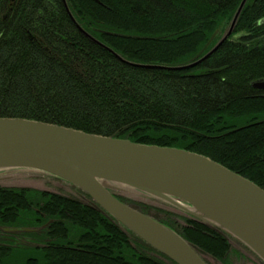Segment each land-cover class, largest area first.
<instances>
[{
    "label": "trees",
    "instance_id": "16d2710c",
    "mask_svg": "<svg viewBox=\"0 0 264 264\" xmlns=\"http://www.w3.org/2000/svg\"><path fill=\"white\" fill-rule=\"evenodd\" d=\"M100 1L66 0L75 22L64 0H0V117L198 152L264 189V90L252 86L264 80V0H247L230 38L185 71L133 66L116 53L182 64L213 47L242 0ZM0 191L7 224L54 219L42 231L47 246L24 252L22 264H176L92 204L49 191ZM115 195L151 215L149 206ZM153 217L225 261L231 244L221 232L189 216L181 226Z\"/></svg>",
    "mask_w": 264,
    "mask_h": 264
},
{
    "label": "water",
    "instance_id": "95a60500",
    "mask_svg": "<svg viewBox=\"0 0 264 264\" xmlns=\"http://www.w3.org/2000/svg\"><path fill=\"white\" fill-rule=\"evenodd\" d=\"M246 2L242 0L230 28L203 59L231 36ZM255 86L264 89V81ZM9 169L36 170L68 182L87 194L96 209L176 264L208 263L205 251L120 200L113 186L136 189L172 204L228 238H236L264 262V189L198 152L34 119L0 117V171Z\"/></svg>",
    "mask_w": 264,
    "mask_h": 264
},
{
    "label": "rangeland",
    "instance_id": "374dc122",
    "mask_svg": "<svg viewBox=\"0 0 264 264\" xmlns=\"http://www.w3.org/2000/svg\"><path fill=\"white\" fill-rule=\"evenodd\" d=\"M223 33L224 32L222 31L220 35ZM237 37L238 36L235 35L233 36V39H236ZM0 188H27L32 190L49 191L62 196L75 198L84 203L92 204L91 199L75 186L50 174L31 169L1 170ZM112 190L119 196H122L130 201L143 203L149 206L151 208V215L157 216L159 219H165L168 217L177 225L181 226L185 224V219L188 217L184 211L172 204L147 195L142 191L122 186H113ZM6 204V199H0V239L1 242L6 244L0 245V264H22V261L24 260V252L27 253L25 254L26 256L28 254H32V250L37 248L42 249L47 246L45 244L46 238H44V232L42 231L51 222H53L54 219L50 218L42 225L32 224L33 226L7 224L2 216L4 211L6 213ZM17 209L19 210L18 207ZM18 210H16V212H18ZM26 216L29 220L34 222L37 221V218L39 217H33L29 213H27ZM21 218L22 216L18 217V220L22 221ZM13 228L17 229L14 230ZM75 239V234H73L72 237H70V240L75 241ZM134 240L136 243H140L135 238ZM229 240L231 248L227 256H225V261L214 258L209 254H204V260L208 264H264V262L252 250L236 238L229 237ZM71 247L76 248L75 245H71ZM7 253L10 255L6 256Z\"/></svg>",
    "mask_w": 264,
    "mask_h": 264
},
{
    "label": "bare ground",
    "instance_id": "6f19581e",
    "mask_svg": "<svg viewBox=\"0 0 264 264\" xmlns=\"http://www.w3.org/2000/svg\"><path fill=\"white\" fill-rule=\"evenodd\" d=\"M66 1V0H65ZM93 1H96V2H98L99 4H102V2L100 1V0H93ZM242 2V1H241ZM241 2H240V4H241ZM67 3V2H66ZM240 4H239V6H240ZM239 6H238V8H239ZM67 7H68V5H67ZM66 7V8H67ZM68 9H69V7H68ZM69 11H70V9H69ZM74 21H75V19H74ZM76 22V21H75ZM231 23L232 22H230V24H229V26L227 27V28H225L226 30L224 31V33L221 35V37H220V39L224 36V34L228 31V29L230 28V26H231ZM236 25H237V23H236ZM236 25H235V27H236ZM235 27H234V29H235ZM83 29V28H82ZM84 30V29H83ZM83 32V31H82ZM233 32H234V30H233ZM233 32H232V34H233ZM86 36H88L87 34V32L85 31V32H83ZM231 34V35H232ZM235 35H237V34H235ZM234 35V36H235ZM238 36V35H237ZM148 37V36H147ZM89 38H91L95 43H97V44H100V45H102V46H105V47H107L106 45H104V43L103 42H101L100 40H98L96 37H94V36H91V35H89ZM230 38V37H229ZM228 38V39H229ZM220 39L218 40V41H216L215 42V44H213L212 46V48H214L215 46H216V44L220 41ZM227 39V40H228ZM226 40V41H227ZM182 42L184 43V41L182 40ZM224 44V42L220 45V47L222 46ZM219 47V48H220ZM108 48V47H107ZM211 48V49H212ZM218 48V49H219ZM210 49V50H211ZM217 49V50H218ZM109 50L111 51L112 49L111 48H109ZM209 50V51H210ZM216 50V51H217ZM113 51V50H112ZM209 51H207V52H205V51H203L204 53H199L195 58H191V59H189V57L187 56V55H185L184 57H182V58H184L185 60H183V63L182 64H178L177 62H180V58L178 57L176 60H175V62L177 63V64H174V63H168V62H161V63H163V64H156V63H137V62H130L129 64L130 65H133V66H137V67H143V68H157V69H163V70H172V71H185V70H188V69H190V70H192V69H194L195 67H197L198 65H200L201 63H203L205 60H206V58L205 59H203V57L205 56V54H207ZM215 51V52H216ZM214 52V53H215ZM113 53V52H112ZM118 58L119 59H121L122 61H124L125 59L122 57V56H118ZM181 58V59H182ZM209 57H207V59H208ZM199 60H202L199 64H197V65H195V66H193V67H189V68H181V67H186V66H189V65H192V64H194L196 61H199ZM127 61V60H126ZM131 63H134V64H136V65H134V64H131ZM260 81H264V80H258V81H255L254 83H256V82H260ZM254 83L252 84V86H253V88H255V89H260V90H264V89H261V88H258V87H254ZM55 177V176H54ZM60 179V178H59ZM91 202H92V200H91ZM229 252V251H228ZM228 252L226 253V255L225 256H227V254H228ZM207 254V253H206Z\"/></svg>",
    "mask_w": 264,
    "mask_h": 264
},
{
    "label": "flooded vegetation",
    "instance_id": "af4514ba",
    "mask_svg": "<svg viewBox=\"0 0 264 264\" xmlns=\"http://www.w3.org/2000/svg\"><path fill=\"white\" fill-rule=\"evenodd\" d=\"M14 230L17 229V228H13ZM0 245H6L5 243L1 242V239H0Z\"/></svg>",
    "mask_w": 264,
    "mask_h": 264
}]
</instances>
